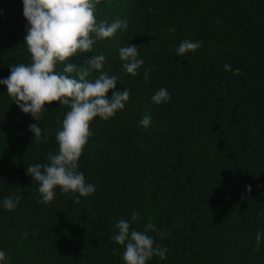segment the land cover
<instances>
[{"label": "trees", "instance_id": "obj_1", "mask_svg": "<svg viewBox=\"0 0 264 264\" xmlns=\"http://www.w3.org/2000/svg\"><path fill=\"white\" fill-rule=\"evenodd\" d=\"M95 16L128 27L66 63L83 67L103 54V71L118 77L115 91L126 88L130 98L91 122L78 171L95 191L78 205L59 188L41 203L26 172L58 152L56 133L70 109L46 104L37 121L0 83V264H125L114 226L133 212L140 219L131 227L143 231L150 221L154 247L167 249L147 264H264V0H99ZM28 27L23 0H0V79L30 63ZM185 40L201 47L178 56ZM130 44L144 60L136 76L119 59ZM160 88L170 100L157 105L151 98ZM7 197L20 198L14 210L3 207Z\"/></svg>", "mask_w": 264, "mask_h": 264}, {"label": "clouds", "instance_id": "obj_2", "mask_svg": "<svg viewBox=\"0 0 264 264\" xmlns=\"http://www.w3.org/2000/svg\"><path fill=\"white\" fill-rule=\"evenodd\" d=\"M96 3L99 0H23V14L29 24L24 42L30 53V63L12 65L10 75L0 79V83L7 86V94L12 101L37 121L41 120L46 104L59 102L70 109L62 121V129L56 133L58 152L49 153L47 164L26 167L27 174L39 185L41 203L53 201L57 188L61 194L71 193L73 203L77 205L81 197L94 193L95 187L86 183L84 174L78 171V161L92 134L91 122L96 117L107 120L114 116L118 110L124 109L130 98V90L126 88L115 91L118 77L103 71L106 63L103 54L92 55L85 60L83 67L66 63L74 55L92 52L97 41L111 38L121 27H128L127 22L121 20L111 24L107 21L97 23ZM199 47L200 42L185 40L176 51L178 56H184ZM119 59L125 73L132 76L138 75V69L144 65L137 46L133 44L119 49ZM61 65L62 68L59 67ZM230 68V65H225L226 70ZM93 71L100 74L94 81H89L87 77ZM239 71L236 69V74ZM74 72L78 78L71 76ZM148 80L149 70L145 69V83ZM109 90H114L111 96ZM151 99L159 105L170 100V94L167 89L160 88ZM150 123L148 116L140 121L144 127ZM29 130L34 133L33 139L40 141L42 128L34 123L29 125ZM246 187L250 193L251 186ZM19 201V197H7L3 200V207L14 210ZM139 219L140 214L133 212L130 221L121 219L114 226L118 234L113 239L124 246L125 264H147L153 256L164 259L167 249L154 247L155 241L148 234L149 231H157L150 221L143 231L131 227V222ZM256 240L258 247L261 240L259 232ZM5 258V252L0 250V262Z\"/></svg>", "mask_w": 264, "mask_h": 264}]
</instances>
